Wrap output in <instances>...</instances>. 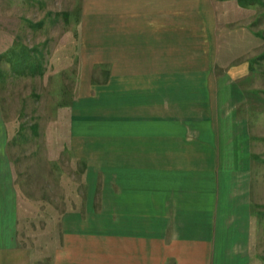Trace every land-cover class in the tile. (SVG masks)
I'll use <instances>...</instances> for the list:
<instances>
[{
    "label": "crops",
    "instance_id": "0c3cea01",
    "mask_svg": "<svg viewBox=\"0 0 264 264\" xmlns=\"http://www.w3.org/2000/svg\"><path fill=\"white\" fill-rule=\"evenodd\" d=\"M76 26L59 209L0 105V264H264V0H80Z\"/></svg>",
    "mask_w": 264,
    "mask_h": 264
},
{
    "label": "rangeland",
    "instance_id": "374dc122",
    "mask_svg": "<svg viewBox=\"0 0 264 264\" xmlns=\"http://www.w3.org/2000/svg\"><path fill=\"white\" fill-rule=\"evenodd\" d=\"M78 1L0 0V105L11 131L23 133L24 145L17 147L23 152L16 164L18 176L30 199L49 198V204L58 209L63 194L58 166L65 171L68 166L59 138L66 132L65 109L74 89ZM35 162H39L38 171H34ZM47 173L58 185H46ZM27 220L40 243L57 241L56 217ZM45 227L54 233L48 234ZM30 236L26 240L35 239Z\"/></svg>",
    "mask_w": 264,
    "mask_h": 264
}]
</instances>
